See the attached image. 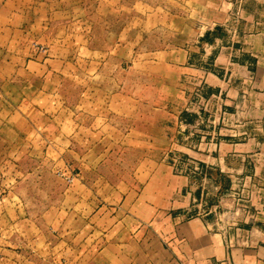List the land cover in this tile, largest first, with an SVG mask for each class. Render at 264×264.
<instances>
[{"label": "crops", "instance_id": "1", "mask_svg": "<svg viewBox=\"0 0 264 264\" xmlns=\"http://www.w3.org/2000/svg\"><path fill=\"white\" fill-rule=\"evenodd\" d=\"M234 24L235 42L203 41ZM200 86L222 139L202 151L176 144ZM176 148L203 175L176 173ZM246 186L235 216L225 192ZM6 251L12 264H264V0H0Z\"/></svg>", "mask_w": 264, "mask_h": 264}, {"label": "rangeland", "instance_id": "2", "mask_svg": "<svg viewBox=\"0 0 264 264\" xmlns=\"http://www.w3.org/2000/svg\"><path fill=\"white\" fill-rule=\"evenodd\" d=\"M234 18L236 19L239 18L238 13H236ZM236 29H237L236 24L228 27V29L225 30L226 32H222L221 29L217 28L213 33L214 34L213 37H211L208 34L204 37L203 41L208 44L213 43V45L216 42V48L218 49L222 42L220 41V39L217 41L213 39L215 37L220 38L222 34H225L227 35V37H229L230 43L235 42L237 37ZM170 31L171 28H169V26L168 27L164 26L161 27L159 31L154 32V35L151 37L149 41V49H155L158 46H160L161 45L160 39L163 36L168 37L170 35ZM205 43L200 42L195 44L197 51H195L194 53H199V55L196 56L195 59H193V62L191 64L195 65L198 68L204 67L205 65H210L211 63L210 58H206L205 53H208L210 50H212V48L210 45H207V51H205L203 48V45ZM190 100L192 102H190V104L183 107L181 111L182 120H181L180 131L182 135L180 141L176 142V144H180L188 148L189 147L195 148L194 144H196L197 150H201V151L205 148V146H208L209 148L211 146H216V145L218 146L222 140L219 132H217L216 134H210L209 132V128H210L209 125L212 124V126L214 125L218 126L217 122H213L214 120H216L217 117L216 115L213 116L212 118L213 121H211L212 113L214 114L215 112L216 114L217 112L216 107L214 105L212 106L209 105V102L206 100V94L202 86L198 87V89L195 91H190L189 101ZM166 156L168 160L172 162V165L176 173L180 175H188V176L203 175L202 174L203 171L201 169H198V166L196 165L199 162V159L193 156L192 154H190L188 150H180L176 148ZM196 166L197 168H195ZM244 189H248V187L247 186L245 188L240 187V189L235 187L234 188L229 187V190L225 192V194L229 195V198H232V200L230 201L229 210L233 211L235 213V216L238 215L240 212H242L243 209L246 210L250 209L247 205L246 200L250 199L251 197L247 198V196L243 195L245 192ZM213 190H214L213 197L216 198L215 194L219 195L221 190L219 187L215 185L213 186ZM238 194L240 195L238 196ZM35 195H37V197H41L42 192H38L37 190L35 191ZM251 220L255 222L257 219L256 217H251ZM22 229H24L23 226ZM35 236H36L35 233L29 232L27 234L23 233L21 235H18L15 238L21 239L20 244L24 248L26 247V245H28L27 243L28 240L32 239ZM41 236L49 238L48 234L47 235L41 234ZM4 241L12 242V236L5 234ZM24 241H26V244L23 243ZM24 252H29V249H26ZM9 253L12 254V251L11 252L6 251L4 255L0 254V258L2 257L5 258V260L0 259V264H12V256ZM30 261H31L30 264H61L60 260H58L57 258H54L53 260L45 259L44 255L42 254L33 256V258ZM22 264H29V263L22 262Z\"/></svg>", "mask_w": 264, "mask_h": 264}]
</instances>
